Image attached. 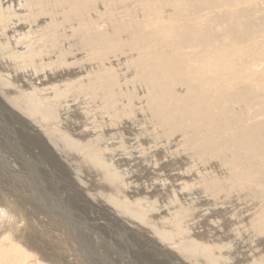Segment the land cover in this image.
Instances as JSON below:
<instances>
[{
  "label": "bare ground",
  "instance_id": "1",
  "mask_svg": "<svg viewBox=\"0 0 264 264\" xmlns=\"http://www.w3.org/2000/svg\"><path fill=\"white\" fill-rule=\"evenodd\" d=\"M94 1L97 0H0V47L3 48V51L6 50L4 51L5 52L4 54H6L11 61L16 63L18 69L21 68V70L22 69L25 70V68L23 67H26L27 65H32L31 68L32 69L34 68L32 70V72L34 73L31 74V76H29L28 79L26 80L28 83L25 82L24 84H21L23 87L25 88L27 87L29 89V90L26 89L27 92L24 93L21 88L19 92L15 96H13L5 91L3 94L4 97H6L9 101L13 102L24 113L30 115L33 114V111L36 108L38 109L41 107L42 109L45 108L44 109L45 111L40 114V118L42 120H51L53 125H56L60 122V121L58 122V119L64 120L63 117L66 118L65 112H67L66 107H67V103L69 102L68 101L69 99L66 100L64 98L67 96L79 98L81 96L80 94H84L82 103L88 105L89 106L88 108H93V109L102 108L103 109L102 113L104 114H107L106 111H108L111 112L109 113L110 115L113 114L114 116L116 115L119 116L116 113H120V109L122 108L120 106V103L122 102L120 101L121 92L119 88H117L119 87L120 84L119 82H121L119 79L118 72L124 71V73L120 74L121 80L127 82L129 84L128 85L129 88H131V86L133 85H136L135 82H137L138 87L143 88L142 90L143 98H141L142 101L140 102V104L141 105L142 103L145 104L143 105L141 112H142V116L146 117V119L149 120L148 122H146L148 123L146 130H149L147 132H149V135L151 136L150 141L155 144V147L156 146L159 147L158 152L159 150L160 152L162 150L165 151L167 150L166 147H168V150L165 151V153L168 152L174 155L183 153L186 156H190L191 160H193L192 158H195L194 159L195 162H192L190 161L189 158H187V160L189 159L191 164H193L192 166H189L188 170L186 169V170H181V172L179 171L175 172L176 178H174V180H177L180 183L179 184L180 186L172 185L173 190H172V196H171L172 199L170 204H173V206H175L174 211L176 212L177 215V221L174 222L172 231L180 234L181 237L184 238V240L186 239L190 241V245L192 247L194 246V248L190 247L191 248L190 250L187 251L183 250V251L187 252L188 255L190 254L191 256H196V257L198 255L202 256V258L205 259L203 261L204 264H220V261L223 262L228 260H230L231 262L229 261L226 264L228 263L232 264L233 262L244 263L245 261L248 260L249 262L250 260H252L253 262L255 260L254 259L255 256H257L258 254L261 255V249H259L258 248L259 246L257 247V245L262 243L263 241H258L254 245L255 248L258 249V252H256L257 250L256 251L254 250L255 248L249 246L248 249L249 254H246V252L242 251L243 253H241V257L237 256L236 258H228L227 256V254L228 255L234 254V252L232 251L235 250L231 251V249L232 248L235 249L234 243L235 240H237L235 237H237L238 235H241L242 237L244 235V234L242 235L236 233V229L237 232L239 230L238 228L233 230L235 232L233 233L232 231H227V230L224 231L225 229L221 231L220 229H217L215 228V226L211 225L212 227L209 228L208 230L210 231V237L211 239H213L212 241L214 243L205 240L202 244H199V242H196V240H194V237L202 236L203 229L198 228V230H196V227L193 224L196 223L199 216H201L202 218V216L204 217V215L206 214L203 213L201 214L202 210L201 209L198 210V207H196L197 205L196 203L198 202L197 200H199L200 198L196 196L193 197L192 196L193 193L192 194L187 193L186 190L190 189V191L192 192L193 189L197 187L201 188L203 190V193L208 195L209 198L212 200V202L210 201L211 202L210 205H212L213 208L211 207L212 208L211 211L209 208V212L213 211L212 213L215 212L217 213V211H219L218 207H221L220 208L221 210L222 206L224 205V201H225L224 199L228 197L230 199L231 197H234L235 200L245 199V198H248L251 201L256 200L254 206L256 207V204L259 205L254 210V212L247 213L245 217L242 218L247 220L248 217V222L246 221L245 223H243L244 224L243 227H245L244 229H248V224H249L250 230H252L254 233L260 236H264V121L254 125L239 126V129L233 132V130H231L229 127L226 128L228 125V122H225L226 119H224V115L226 111L224 108L223 109L221 108V106L227 103V101H229L230 98L245 97L246 99L248 97H252L256 100H262L260 111H264V33L261 35L262 32L260 31V30L262 31L264 30V17L257 19V14L259 13V11L261 9H264V0H258V5L259 6L262 5L263 8H261V6L259 8V6L255 2L256 0H173V2L171 3H169L170 0H101L102 2L106 3L108 10L106 9L104 10L103 8L104 6L101 7L102 5L95 6ZM105 3H101V4H105ZM115 4L118 5L123 4L122 5L123 7L119 8L116 5V7L119 8L116 9L114 7ZM96 7L103 8V10L99 11L98 8ZM91 9L93 10L92 12L90 11ZM166 9L172 11L174 14L176 13L177 17L170 19L166 15L165 16L162 15L161 12H166ZM91 13L93 15L90 17ZM186 16H190L191 18H186ZM139 17H142L143 19L138 20ZM23 21L25 23H28L26 30H24L25 26ZM257 21L260 23V25L256 24ZM105 22H112V24L110 27L108 26L107 28L106 25L104 24ZM187 23H198V24L205 23L206 28H209V31H211L213 34L212 35L206 34L207 29L205 28H200V27L191 28L188 26ZM182 25L185 26L181 27ZM130 28H132V30ZM108 29H111L110 32H108ZM129 29L131 30L129 32V36L128 37H124L126 35L122 36V34H124V32L126 31H129ZM219 33H221L222 37H226L227 35L229 36V38L220 39ZM3 43L7 45L6 49H4L5 46ZM186 48H190L189 50H191V48L197 50L195 51L196 52L195 54L191 53L192 51L188 53L187 52L188 50ZM176 49L177 51L174 52ZM44 55H47L45 59H49V65L48 64L44 65L42 63V60L40 58ZM224 56H227L228 59L227 58L223 59ZM5 57L6 56L4 55V58ZM110 58L111 60L112 58H114L113 60L115 62L108 61L110 60ZM121 59H125V62L122 68H118L120 67L119 62L121 61ZM186 61L189 62L187 63ZM243 61H246L245 66L241 65ZM114 63H117L116 64L117 69L113 66ZM83 64H84L83 67L84 69L82 70ZM52 65H56V67L54 66L55 69L51 67ZM77 65L80 68L79 70L76 69ZM59 66L60 68H57ZM194 66L196 67L194 68ZM43 67H49L50 70H53L52 72L54 76H49V74L46 73ZM129 70H131L130 71L131 75L129 74L130 76L128 75V73H126ZM22 72L23 71H21V73ZM27 74L29 75L30 73ZM159 74H162L163 78H158ZM3 76L4 75L0 71V83L4 84L6 82H9V80H6V78ZM5 76H7V74ZM41 77L48 79H46L47 80L46 82H43L45 80L44 79L40 80ZM235 79H239L242 85L235 88L231 87L232 83L230 84V80L233 81ZM37 80H39L38 85H36L37 82L35 83V81ZM10 81H13V79ZM52 81H56V82L58 81V83H56L55 85L47 84ZM8 84L9 83L5 84L4 86ZM138 99L140 98L137 97L134 99V96L130 94V96L127 98L129 106L131 107L133 103L136 102V100ZM166 102H168L169 105H166ZM50 107H56V109L50 110ZM134 109L136 110V108ZM240 116H241L240 114L235 115V117H240ZM104 118H106V116ZM85 119L87 120V117ZM85 119L82 120V122H84ZM127 121L130 122V120L128 119ZM106 124H107L106 125L107 127H105L106 129L102 126H99L101 128L95 135L96 141H99L100 138L102 139L101 141L108 139V140H113L115 142L117 140L118 143H120V146L127 144L128 148L134 147L140 141L144 142L145 144L147 143L146 140L143 141L140 140L139 139L140 137L138 136H131L130 133H128V131H127V136L131 138L124 139L121 133V129H122L121 125H120L121 127L119 126L120 128H116V127H111L108 123ZM137 124L140 125L139 123ZM29 125L33 126L31 124ZM133 126L135 127V125ZM144 126L146 127V125ZM30 129H32V127ZM124 131L125 130H123V132ZM64 132L60 134L63 147L65 149L68 148L70 150L75 149L76 152L78 151L81 156H84V158L86 159L87 162H89V164H92L96 169L102 171L103 175L101 174L102 176L101 179H103L110 186L109 188H112L114 190L113 194H108L104 196L106 201L110 205H113L115 207L114 209L117 208L120 214L127 216L131 220H137L145 224L151 230V231L149 230L152 234V235L150 234V236L151 237L153 236V238H155L160 245H162L163 243L166 244L167 236L170 233L164 231L162 228L156 227V222L154 221L155 215L148 213L150 212L149 209L152 208V206L154 205V201L150 200L149 198L151 195V191L147 192V190L144 191L142 188L135 189L133 187L132 188L126 187L124 183L125 179L123 177V174L121 173V171H118V169L116 168L117 166L114 167L112 164H110L112 163L111 160L105 157L103 153L97 152L96 149L86 150L85 148H83L79 143L81 134H78L77 138H74L69 136L71 132H67L65 130ZM75 132L77 133L78 131L75 130ZM141 132H143V129ZM44 136L41 138H44ZM82 137L85 136L82 135ZM53 138L48 137L49 141H51V143H53L54 147L56 148L57 146L56 144L58 143H56L53 140ZM36 140H38V138ZM152 146H149V148L146 147L143 150L147 152L152 148ZM49 147H51V145ZM103 150H106V147L103 148ZM165 153L164 155H166ZM69 155L71 156L70 153ZM185 155L184 157H186ZM155 156L158 155L156 154ZM0 157L2 158V156ZM165 157H168V155ZM145 158L146 157H144L143 159ZM80 159L82 158L80 157ZM112 159L114 158L112 157ZM163 159L165 158L163 157L160 160L162 163L165 164L164 162L165 160ZM170 160L171 159H168L167 163ZM0 161L3 162L4 159L3 161L2 160ZM57 161L59 162V160ZM71 161L73 164L76 163L73 162V160ZM147 161H149L150 163L152 162V159L151 160L147 159ZM6 163H4V166ZM132 164L133 163L131 162V165ZM11 165L13 167V164ZM62 165L64 166V164ZM160 165L162 166V164ZM8 166L10 165L8 164ZM14 166H16V164ZM217 166L222 167L225 170V172L224 171L220 172V170L217 169L218 168ZM1 170L3 169L1 168ZM9 170L12 169L10 168ZM14 176L15 175H13V177ZM7 177H3V178L8 180L9 177L8 178ZM17 178L18 177L16 175V180ZM4 179L2 180L0 179V180L3 181ZM25 179L26 178H24V181H21L23 180L21 179L20 184H23L22 182H25ZM131 179L133 180V178ZM11 180L14 181L13 178H11ZM30 182H32V179L30 180ZM189 182H191V184ZM31 185L35 186V184H31ZM79 185L77 184V186ZM36 187L33 188L38 189L39 185H36ZM95 187L96 186H94V188ZM137 187L138 186L136 185V188ZM177 188H180L179 191L177 190ZM21 189H22V185H21ZM13 190L15 191V189ZM39 193L41 194V192ZM138 193H143V194L145 193L147 196L133 199L134 196L138 195ZM5 195L0 194V199L3 200L2 201L3 204L7 203L8 205L10 201H8L9 198L8 200L5 198ZM82 196L83 197L85 196L84 193ZM20 197L22 198L23 196L20 195ZM46 197H47L46 199L49 198V196ZM42 198H43V202H42L43 204L44 197ZM87 198L89 197L81 198L79 201H81L82 199L86 200ZM104 198L103 200L105 201ZM31 199H33V195ZM52 200L55 201L56 203V200L54 199ZM49 201L48 204L51 203ZM158 202L159 201H156V203ZM229 202L231 201L229 200ZM63 204L65 205L66 203ZM167 204L168 203H166V205ZM7 205L0 206V210L3 216L6 219H8L10 222L11 220L16 222L21 220V224L18 223V225L21 226L20 227L18 226L19 229L17 228L18 229L17 232L15 231L16 234H18L17 236L21 238L23 237L21 240H23L25 237L24 240L25 244L23 243L25 246H27L26 245L27 243H29L30 245L33 244L35 245L36 242L39 241V239L34 229L29 224V218L28 216H26L28 215V213L25 215L27 223L26 225H24L25 223L22 221L21 219L22 216L20 215L21 211H18L21 209L19 208L17 210L11 202L9 206ZM44 205H47V203ZM55 205L57 206V204ZM102 205L104 204L102 203ZM47 206H45V208ZM59 206L62 205L59 204ZM65 207H61L62 210H64ZM80 208L78 207L79 211ZM38 209L41 208L38 207ZM48 209H50V207H48ZM60 209L59 210L56 209V210L58 212L62 211ZM161 210L156 213V215H159V217L163 212ZM29 211L32 212L33 210L30 209ZM50 211H52L53 213L54 210L52 209ZM65 211H68V209L67 210L65 209L64 213H66ZM38 212L41 213L43 211L40 212L39 210ZM58 212L57 214H59ZM243 212L245 213V211ZM64 213L63 212L61 213V217L62 218L64 217L66 219L67 221L66 225L68 224V226H71V229L73 230L72 232L74 233L75 231L74 229L76 228L75 227L76 223H74V220H72V217L68 215V213L66 214ZM63 214L64 216H62ZM84 214L86 215L87 213ZM38 217L40 216L38 215ZM51 218L52 217H50V219ZM62 218L59 219L57 218V219L62 220ZM170 219L173 218L171 217ZM23 220L25 221V219ZM10 222L7 223L10 224ZM47 222L49 223V221ZM56 222L57 220L55 221V223ZM22 223H24L23 224L24 226L22 225ZM130 223L132 224L131 226L132 228L134 227L133 224L135 225V227L137 226V224H135L134 221H130ZM50 224L52 225V223ZM51 227L55 228L57 226L55 225V227L53 226ZM62 231L63 229L61 230V232ZM248 231L249 229L247 230V232ZM150 232H148V235ZM8 235L9 234L7 232L6 236ZM151 237L149 239H151ZM69 239H71L70 236ZM65 242L63 241L61 244H66V243L68 244V242L66 243ZM15 244L11 243L9 238L3 239L0 245V264H6L7 258L9 257L13 258L12 264H31L28 261V259L30 254H32L33 252L32 253L29 252L30 254L28 255V251H26L27 249H23L24 247H21L22 245L21 246L19 245L18 247V245ZM20 244L22 243L20 242ZM79 246L81 248V245ZM50 248L53 249V246ZM213 249L217 251L216 254L213 251ZM223 250L225 251V253H223ZM55 257H56L55 255L54 256L52 255L53 259H55ZM5 258H6V263H5ZM105 258H108V256ZM262 258L264 259V256L258 257V260ZM122 259L124 261V258ZM58 260H61L62 262L64 263L66 262V264H68L66 258H63L62 256H59ZM62 262L61 264H63ZM8 263L11 262H9L8 260ZM87 264H89V262H87Z\"/></svg>",
  "mask_w": 264,
  "mask_h": 264
},
{
  "label": "rangeland",
  "instance_id": "2",
  "mask_svg": "<svg viewBox=\"0 0 264 264\" xmlns=\"http://www.w3.org/2000/svg\"><path fill=\"white\" fill-rule=\"evenodd\" d=\"M171 2H173V0H170L169 3H171ZM255 2L258 5V0H256ZM94 3H95V6L102 5L101 7L104 6L103 7L104 10L105 9L108 10L106 3L102 2L101 0L94 1ZM101 3H105V4H101ZM116 5L119 8L123 7L122 6L123 4H121V5L115 4L114 7L116 9H119V8L116 7ZM260 6H261V8H263L262 5H260ZM260 6H259V8H260ZM96 8H98L99 11L103 10V8H99V7H96ZM90 11L92 12L93 10L91 9ZM161 14L164 15V16L166 15L170 19H173V18L177 17L176 13L174 14L172 11H169L167 9H166V12H161ZM92 15L93 14L91 13L90 17ZM261 17H264V9H261L259 11V13L257 14V19H260ZM186 18H191V17L190 16H186ZM139 19H143V18L139 17L138 20ZM23 23H24V26H25L24 30H26L27 29L26 27H27L28 23H25L24 21H23ZM107 23H109V24H107ZM104 24L108 28V26L109 27L111 26L112 22H105ZM187 24L191 28H198V27L205 28V29H207V33L206 34H211V35L213 34L211 31H209V28H206V24L205 23H203V24H200V23L199 24L198 23H187ZM256 24L260 25V23L258 21L256 22ZM184 26L185 25H182L181 27H184ZM130 29L132 30V28H130ZM130 29H129V31L124 32V34H122V36L126 35L124 37H128L129 36V32L131 31ZM110 30L111 29H108V32H110ZM257 30H260V29H257ZM260 31L262 32L261 33V35H262L264 33V30L263 31L260 30ZM221 33H219V38L220 39H228L229 38V36H227V35H226V37H222ZM3 44L5 46L4 49H6L7 45L5 43H3ZM177 49L174 52H176ZM186 49L188 50L187 51L188 53H190L192 51L191 53H194V54L196 53L195 51L197 50V49H194V48H191V50H189L190 48H186ZM4 51H6V50H4ZM4 51H3V48L0 47V62H1L0 64L2 66V67L0 66L1 67L0 71L4 75L3 77H5L6 80H9V82H6L4 84L0 83V89H1L0 90V140H2V141H0V150H1L0 151V156H2L4 161L6 160L4 162L3 159L0 157V160L3 161V162L0 161L1 162L0 164H2V165H0V173L2 174V175L0 174L1 175L0 179L1 180L4 179L3 177H7V175H8L9 178L7 177L8 180L4 179L5 181L4 180L3 181L0 180V191H1L0 194H2V195L6 194L5 198L7 200L9 198L8 201H10L15 206V208L17 210L19 208L21 209V210H18V211H21L22 214H23L22 215L21 212H20V215L23 217V218L21 217V219L25 223V224L22 223V225L23 224L26 225V223H27L26 221L27 220H26L25 217L28 216L29 224L34 229L39 241L36 242L35 245L34 244L30 245L29 243H27L26 244L27 246H25L24 245L25 244L24 243L25 237H24L23 240H21L23 237L21 238V237L17 236L18 234H16V232L18 231L19 227L21 226V225L20 226L18 225V223L21 224V220H19L20 222L19 221L16 222V221H13V220H11V222H10L8 219H6L3 216V214L1 213V210H0V216L2 215L0 217V241H1V243H2L3 239L9 238L11 243H14V244L16 243L15 245H18V247H19V245L20 246L22 245L21 247H24L23 249H27L26 251H28V255L33 252L29 256L30 260L28 259V261L31 264H37V263L38 264H43V263L44 264H46V263L47 264H61L62 261L58 260L59 256H62L63 258H66V260L68 261V264L69 263L70 264H78V263L87 264V262H89V264H196V262H197V264H201V263L204 264L203 261L205 259L202 258V256H199V255L197 257L196 256H191L190 254L188 255L187 252L183 251V250H186V251L190 250L191 248H194V246L192 247L190 245V241H188L186 239L184 240V238L181 237L180 234L175 233V232L172 231L174 222L177 221V215H176V212L174 211L175 206H173V204H170L171 199H172L171 198L172 190H173L172 185L180 186L179 185L180 183L177 180H174V178H176L175 177V175H176L175 172H178V171L181 172V170H186V169L188 170L189 166L193 165V164H191L190 161L195 162V160H194L195 158H192L193 160H191L190 156H186L183 153H179L180 155L179 154L178 155H174V154H172V153L170 154L168 152L165 153V151L168 150V147H166L167 150H165V151L162 150L161 152L159 150V152H158V148L159 147L158 146L155 147V144L150 141V137L151 136L149 135V132H147L149 130H146L147 126H148V123H146V122H148L149 120H147L146 117L142 116V112H141V109H142L143 105L145 104V103L144 104L142 103V105L140 104V102L142 101L141 98H143V95H142L143 88L138 87L137 82H135L136 85H133V86H131V88H129L128 87L129 84L127 82H124L123 80H121L120 74L124 73V71L118 72L119 73L118 74L119 75V79H120L121 82H119L120 84H119V87H117V88H119V90L121 92L120 101L122 102V103H120V106L122 107L120 109V113H116L119 116H117V115L114 116L113 114L110 115L109 113H111V112H108V111H106L107 114H104V113H102L103 112L102 108H98V109L88 108L89 107L88 105H85V104L82 103L84 94H80L81 96L79 98L70 97V96H67V97L64 98L66 100L69 99L68 100L69 102L67 103V107H66V111L67 112H65V117L66 118L63 117L64 120L65 119H67V120L64 121V120L58 119V122L59 121L60 122L58 124H56V125H53L51 120H42L40 118V114L45 111L44 110L45 108L44 109H42V107L39 108V109L36 108L33 111V114L30 115V114L24 113L13 102L9 101L6 97H4L3 94H4L5 91L8 92L9 94L13 95V96H15L19 92V90L21 88H22V91L24 93L27 92V90H29V89L27 87L26 88L23 87L21 84H24L25 82L28 83L26 80L28 79L29 76H31V74L34 73V72H32V70L34 69V68L33 69L31 68L32 65H27L26 67H23V68H25V70H23V69L21 70V68L18 69V67L16 66V63L11 61L8 58V56L6 54H4L5 53ZM4 55L6 56L5 58H4ZM45 57H47V55L42 56L40 59L42 60V63L44 65H47V64L49 65V59H45ZM235 57H236V55H235ZM224 58H227V56H224L223 59ZM113 59L114 58H112V60H111V58H110V60H108V61L115 62ZM124 62H125V59H121V61L119 62L120 67H118V68H122ZM186 62L188 63L189 61H186ZM7 63H9V64H7ZM116 64L117 63H114L113 66L117 69V65ZM241 65L245 66L246 65V61H243ZM54 66L56 67V65H52L51 67H53V69H55ZM83 67H84V64L82 66V70L84 69ZM195 67L196 66H194V68ZM43 68L46 71V73L49 74V76H54V74L52 72L53 70H50L49 67H43ZM57 68H60V66L57 67ZM73 68H75V67H73ZM12 69H13V71H12ZM76 69L77 70L80 69L78 65L76 66ZM15 70H17L18 72L15 71ZM20 70L23 71V72L21 73ZM130 71L131 70L127 71L126 73H128V75L129 74L131 75ZM26 72L30 73V74L28 75ZM55 72H56V70H55ZM24 73L27 74V75H25ZM6 74H7V76H5ZM8 75H10V76H8ZM82 75H83V73H82ZM7 77H10V78H7ZM158 78H163L162 74H159ZM12 79H13V81H10ZM43 79L45 80L43 82H46L47 81L46 79H48V78L45 79V78L41 77L40 80H43ZM7 83H9V84L4 86ZM11 83H12V85H11ZM35 83H36V85H38L39 84V80L35 81ZM56 83H58V81L57 82L56 81H52V82L47 83V84L48 85L49 84L50 85H55ZM17 84H18V87H17ZM230 84H231V87H233V88L242 85L241 81L239 79H235L233 81L230 80ZM130 94H132V96H134V99L137 98V97L140 98V99L136 100V102H134L131 107L129 106V103L127 101V98L130 96ZM125 101H127V102H125ZM2 102H4V103H2ZM261 102H262V100H256V99H254L252 97H248L246 99H245V97H242V98H230V100L227 101V103H225L224 105L221 106V108L222 109L224 108L225 111H226V113L224 115V119H226L225 122H228V125H227L226 128L229 127L231 130H233V132H235V131H237L239 129V126L254 125V124L263 122L264 121V111H260ZM76 103H77V106H76ZM166 105H169V103L166 102ZM9 106H11V107H9ZM138 107H139L140 110L138 109ZM134 108H136V110H138V111H136ZM55 109H56V107H50V110H55ZM131 109H133V110H131ZM121 114H124V115H121ZM236 114H240L241 116L240 117H235ZM85 116L87 117V120L85 119L86 118ZM105 116H106V118H104ZM80 118H82V119H80ZM83 118L85 119V121H84L85 123L82 122V120H84ZM127 119L130 120V122H128ZM86 123H87V125H86ZM106 123H108L111 127H116V128H120L122 126L121 133H122V136H123L124 139L125 138L126 139L131 138V137L127 136V131H128V133H130L131 136H138V137H140L139 138L140 140H142V141L146 140L147 143L145 144L144 142L140 141L134 147L128 148L127 144H124L123 146L122 145L120 146V143H118L117 140L115 142L113 140H108V139H105L104 141H101L102 139L100 138L99 141H96L95 140L96 139L95 135L97 134V132L101 128L99 126H102V127L105 128V127H107ZM137 123H139L140 125H138ZM25 124H28V125H25ZM29 124H31L33 126H30ZM60 125L63 126V127H61ZM117 125H118V127H117ZM128 125H130V126H128ZM133 125H135V127ZM144 125H146V127ZM31 127H32V129H30ZM142 129H143V132H141ZM64 130L67 131V132H71L69 136L70 137H74V138H77V135L81 134L79 143H80V145L83 148H85L86 150H88V149H96L97 152L103 153L105 157H107L109 160H111L112 163H110V162L109 163L112 164L114 167L117 166L116 168L118 169V171H121V173L123 174V177L125 179L124 183H125L126 187H128V188H132L133 187L135 189H141L142 188L144 191L147 190V192L151 191V195L152 196L150 195V197L149 196L148 197L150 198V200L154 201V205L152 206V208L149 209L150 212H148V213L155 215L156 219L154 218V221L156 222V227L162 228L164 231L170 233L167 236L166 244L163 243L162 245H160L157 242V240L155 238H153V236L152 237L150 236V234H151L150 231L151 230L145 224H143V223H141L140 221H137V220H131L127 216L120 214L118 212L117 208L114 209L115 207L113 205H110L106 201L104 196L108 195V194H113L114 190L112 188H109L110 186L103 179H101L102 178L101 174L103 175L102 171L96 169L92 164H89V162L86 161L84 156H81L80 153L78 151L76 152L75 149H71L70 150L68 148L65 149L63 147V143L61 141L62 139H61V135L60 134L62 132H64ZM75 130L78 131V132L76 133ZM123 130H125V131L123 132ZM87 132H89V133H87ZM146 133H148V134H146ZM221 133H223V132H221ZM224 134H226V133H224ZM232 134H229V135H232ZM82 135H84L85 137H82ZM221 135H223V134H221ZM43 136H44V138H41ZM48 137H51V138L54 137L53 140L56 143H58V144H56L57 145L56 148L54 147L53 143H51V141H49ZM37 138H38L39 141L36 140ZM6 142H8V143H6ZM98 143H99V145H98ZM50 145H51V147H49ZM8 146H10L11 148L13 147V148L11 149ZM41 146H43V147H41ZM149 146H152V148L150 150H148L147 152L143 150L146 147L149 148ZM105 147H106V150H103V148H105ZM2 152H4V153H2ZM14 152H17V153H14ZM69 153L71 154V156L69 155ZM164 153L166 155H164ZM156 154L158 156H155ZM167 155H168V157H165ZM184 155L186 157H184ZM48 156H50V157H48ZM75 157H76L77 160L75 159ZM80 157L82 159H80ZM112 157L114 159H112ZM144 157H146V158L143 159ZM163 157L165 158V159H163V160H165L164 161L165 164L167 163L168 159H171L168 162L169 164L167 163L168 165L167 164L165 165L164 163L161 162L160 159L163 158ZM187 158H189L190 161H189V159L187 160ZM70 159L73 160V162H76V163H74L75 165L72 163V161ZM115 159H117V160H115ZM130 159H131V161H130ZM136 159H137V161H136ZM147 159H149V160L152 159V162H150L151 164L149 163V161H147ZM174 159H176V160H174ZM57 160H59V162ZM67 160L68 161L70 160V161L68 162ZM138 160H139V162H138ZM6 162L10 166H8V164ZM64 162L67 163L68 165L65 164ZM126 162H128V163H126ZM129 162H130V164H129ZM131 162L133 163L132 165H131ZM4 163H6L5 166H4ZM14 163L16 164V166H14L15 165ZM123 163H124V165H123ZM136 163H138V164H136ZM187 163H189V164H187ZM11 164H13V167H12ZM62 164H64V166ZM78 164H80V165H78ZM127 164H129V165H127ZM160 164H162V166ZM163 164H164V166H163ZM1 166H3V167H1ZM165 166H166V168H165ZM5 167H7V168H5ZM9 167L13 171L9 170L10 169ZM119 167H121V168H119ZM217 167L216 168L219 169L220 172L221 171L225 172V170L222 167H220V166H217ZM1 168L3 170H1ZM173 169H175V170H173ZM65 170H66V172H65ZM70 170H71V172H70ZM2 171H3V173H2ZM7 171H9V172H7ZM158 171H159V173H158ZM130 172H132V173H130ZM13 175H15V176L13 177ZM16 175L18 177L17 180H16ZM22 176L24 178H26V179H25V182H22L23 184H20L21 181H24V178ZM11 178H13L14 181H12ZM131 178H133V180ZM21 179H23V180H21ZM27 179H29V180H27ZM31 179H32V182H30ZM33 179H34V182H33ZM75 180H77V181H75ZM184 180H186V179H184ZM9 181H10V183H9ZM85 182H87V183H85ZM221 182H223V181H221ZM13 183H15V184H13ZM82 183H84V184H82ZM132 183L134 184V186H133ZM189 183L191 184V182H189ZM10 184H11V187H10ZM31 184H35V186L31 185ZM77 184L78 185L80 184V185L77 186ZM105 184L108 185V186H106ZM21 185H22V189H21ZM23 185H24V187H23ZM27 185H28V187H27ZM36 185H39V188L41 186V188L40 189L39 188L36 189L38 187V186L36 187ZM136 185L138 186L137 188H136ZM13 186H15V187H13ZM32 186L36 187V188H33ZM84 186H86V187H84ZM87 186H88V188H87ZM94 186H96V187L94 188ZM1 187H2V190H5V191H2ZM3 187H5V188H3ZM156 187H158V188H156ZM31 188H33V189H31ZM78 188H79V190H78ZM197 188L193 189L194 192L193 191L191 192L190 189L186 188L187 189L186 190L187 193H191V194L193 193V195H192L193 197L196 196V197L201 199V200L200 199L197 200L198 202L196 201L197 202L196 203L197 204L196 207H198V210L199 209L202 210L201 214L202 213L206 214V215H204V217L202 216V218H201V216H199L197 221H196V223L193 224L196 227V230H198V228L203 229L202 236L201 237H194V240H196V242H199V244H202L205 240H208L209 242L214 243L212 241L213 239H211V237H210V231L208 230L209 228L212 227L211 225L215 226V228L220 229L221 231L225 229L224 231H226V230L227 231H232L233 233H235L233 230L238 228L240 231L238 230V232H237V229H236V233L237 234H242V235L244 234V235L242 237H241V235H238L237 237H235L237 239V240H235V243H234L235 249H233V248L231 249V251L232 250H235V251H232V252H234L233 255H230V254L228 255L227 254L228 258H236L237 256L241 257V253H243V252H246V254H249V250H248L249 246H251L252 248H255L254 245L258 241H263L262 243H260L261 245L260 244L257 245V247L259 246L258 248L261 249V255L258 254L257 256H255L254 257L255 260L253 262H252V260H250V262L248 260V261H245L244 263L243 262H233L232 264H239V263L240 264H252V263L264 264V259L263 258H262L263 260L262 259L258 260V257L264 256V254H263L264 253V240H263L264 236H260V235H258L256 233H254L252 230H250L249 224H248V229H249L248 232H247L248 229H244L245 227H243V225H244L243 223H245L246 221L248 222V217H247V220L246 219H242V218L245 217V215L247 213L254 212V210L259 205V204L258 205L256 204V207L254 206V204L256 203V200H252L251 201L248 198L235 200L234 197H231V199L228 197V198L224 199L225 201H224V205L222 206V209L220 210L221 207H218L219 211H217V213L216 212L212 213L213 211L209 212V208H210V211L213 208L212 205H210L212 200L209 198L208 195L203 193V190L201 188H199V187H197ZM13 189H15V191L16 190L17 191L15 192ZM163 189H164V191H163ZM179 189L180 188H177L178 191H179ZM45 191H47V192H45ZM39 192H41V194ZM27 193H28V195H27ZM32 193H34L35 195L32 194ZM42 193H43V195H42ZM45 193L46 194L48 193L49 195L48 194L46 195ZM83 193H84V195L86 197H89L90 199L87 198L86 199L87 201L85 199L81 200V201L84 200L85 202L84 201L83 202L79 201L81 198H86L85 196L84 197L82 196ZM153 194H154V196H153ZM20 195H22L23 197L21 198ZM32 195H33V199H31ZM46 196H49V198L46 199L47 198ZM52 196H53V198H52ZM57 196H60V197H57ZM145 196H147L145 193L144 194L143 193H138V195L134 196L133 199H137V198H141V197H145ZM202 196H203V198H202ZM34 197H35V199H34ZM42 197H44V203L43 204H42V202H43V198ZM96 197H98V198H96ZM103 198L105 199V201L103 200ZM49 199H50V201H49ZM52 199L56 200V203ZM205 199L206 200L209 199V200L206 201ZM47 200L49 202H51V203L48 204ZM229 200L231 202H229ZM2 201L3 200L0 199V206L7 205V203L3 204ZM156 201H159L160 203L159 202L156 203ZM10 202H9V204H10ZM25 202H27L28 204L25 203ZM46 203H47L48 206L44 205ZM63 203H66V204L64 205ZM102 203L104 205H102ZM166 203H168L167 204L168 206L166 205ZM241 203H243L244 205L241 204ZM9 204L7 206H9ZM17 204H18L19 207L17 206ZM23 204H24V206H23ZM55 204H57V206ZM59 204L62 205V206H59ZM206 204H208V205H206ZM26 205H29L30 207L26 206ZM45 206H47V207L45 208ZM65 206H67V207H65ZM38 207L41 208V209H38ZM48 207H50V209H48ZM52 207H54V208H52ZM61 207H65L66 210L68 209V211H65V212L68 213V215H70L72 217V220H74V223H76L75 224L76 228L74 229L75 230L74 233L72 232L73 230L71 229V226H68V224L66 225V223H67L66 219L64 217L63 218L61 217V213L62 212L64 213V210H65V209L62 210ZM78 207L79 208L81 207L80 208V211L82 210L81 212L79 211ZM169 207H170V209H169ZM29 208L31 210H33L34 212L33 211L32 212L29 211L30 210ZM45 209H47V210H45ZM52 209L54 210L53 213H52V211H50ZM56 209L57 210L60 209L62 211L58 212ZM155 209H157V210H155ZM39 210H40V212L41 211H43V212L39 213L38 212ZM160 210L163 211V212L161 213V215L159 217V215H156V213L158 211H160ZM206 210H207V212H206ZM69 211H70V213H69ZM115 211H117V212H115ZM166 211H167V213H166ZM243 211H245V213ZM45 212H46V214H45ZM54 212H55V214H54ZM57 212L59 214H57ZM27 213H28V215H26ZM66 213H64V214H66ZM84 213H87V214L85 215ZM115 213H117V214H115ZM209 213H212V214H209ZM37 214L40 217H38ZM64 214L62 216H64ZM42 215H43V217H42ZM58 215H59V217H58ZM50 217H52V218L50 219ZM169 217L170 218L172 217L173 219H170ZM32 218H33V220H32ZM57 218L58 219L62 218L63 221L61 219L58 220ZM23 219H25V221ZM54 220L55 221L57 220V222L55 223ZM171 220H173V221H171ZM238 220H239V222H238ZM6 221L10 222V224H8ZM47 221H49V223ZM130 221H134V223L137 224V226L135 227V225L133 224L134 227L132 228L131 227L132 224L130 223ZM167 221H168V223L170 225L167 223ZM5 222H6V224H5ZM220 222H222V223H220ZM50 223H52V225ZM40 224H42V225H40ZM157 224L158 225L161 224V225L158 226ZM55 225L57 227H55ZM197 225H199V226H197ZM202 225H204V226H202ZM51 226H53L55 228H52ZM81 226H82V228H81ZM222 226H224L225 228L222 227ZM42 227H44V228H42ZM88 228H91V229H88ZM62 229H63V231L61 232ZM244 230H246V231H244ZM45 231H47V232H45ZM51 231H53V232H51ZM7 232L9 234L8 236H6ZM70 232H71V234H70ZM148 232H150L149 235H148ZM250 232H252V233H250ZM91 233H93V234H91ZM45 234H47L48 236L45 235ZM72 234H73V236H72ZM204 234L208 235L209 237L204 235ZM251 234H252V236H251ZM90 235H92V236H90ZM69 236H70L71 239H69ZM150 237H151V239H149ZM78 238H79V240H78ZM198 238H200V239H198ZM251 239H254V240H251ZM63 241L64 242L65 241L68 242V244L66 242H65L66 244H61ZM248 241H249V244H248ZM20 242L22 244H20ZM1 243H0V245H1ZM79 245H81V248H80ZM84 245H86V246H84ZM48 246H50V247L53 246V249L48 247ZM77 246H79V247H77ZM260 246H262V247H260ZM51 249H52V251H51ZM97 249H98V251H97ZM254 250L255 251L257 250L256 252H258V249L255 248ZM49 251H51V252H49ZM213 251L215 252V254L217 253V251L215 249H213ZM83 253H84V255H83ZM223 253H225L224 250H223ZM56 254H58L59 256L56 255ZM89 254H91V255H89ZM52 255L56 256L55 259L52 258ZM126 255H127V257H126ZM107 256H108V258H105ZM122 258H124V261L126 259L127 260L124 262ZM34 259H36V260H34ZM8 260L11 263H8ZM39 260H40V263H39ZM121 261H123V262H121ZM198 261H200L201 263L198 262ZM229 261L230 260L223 261V262L220 261V264H226ZM126 262H128V263H126ZM5 263H6V258H5ZM12 263H13V258H10V257L7 258V263L6 264H12ZM62 263L66 264V262L65 263L62 262ZM228 264H230V263H228Z\"/></svg>",
  "mask_w": 264,
  "mask_h": 264
}]
</instances>
